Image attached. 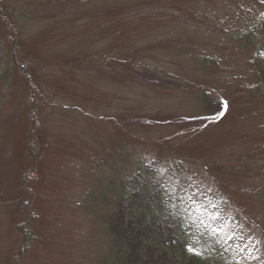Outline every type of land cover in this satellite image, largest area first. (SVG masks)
<instances>
[{
  "label": "rangeland",
  "instance_id": "1",
  "mask_svg": "<svg viewBox=\"0 0 264 264\" xmlns=\"http://www.w3.org/2000/svg\"><path fill=\"white\" fill-rule=\"evenodd\" d=\"M0 1V264H106L100 181L140 164L264 264V92L232 38L264 0Z\"/></svg>",
  "mask_w": 264,
  "mask_h": 264
},
{
  "label": "trees",
  "instance_id": "2",
  "mask_svg": "<svg viewBox=\"0 0 264 264\" xmlns=\"http://www.w3.org/2000/svg\"><path fill=\"white\" fill-rule=\"evenodd\" d=\"M2 10L0 1L2 22L14 16L9 13L6 17ZM5 25L11 28L10 24ZM232 38L242 46L250 42L257 45L249 65L264 92V16ZM11 40L14 44L15 36ZM204 95L211 99L207 93ZM222 107L220 101L216 113L200 119L204 121L202 124L216 120ZM150 166L140 164L127 180L113 176L100 181L112 193L109 207L102 203L105 210L100 217L110 229L109 240L113 245L106 264H226L219 257L221 248H225L224 240L216 238L217 234L208 229L201 215L191 210L184 194H169L165 184L151 174ZM169 177L177 183L171 174ZM24 204L28 213L31 203ZM28 238L27 235L24 240ZM24 248L18 250L14 264H18Z\"/></svg>",
  "mask_w": 264,
  "mask_h": 264
}]
</instances>
